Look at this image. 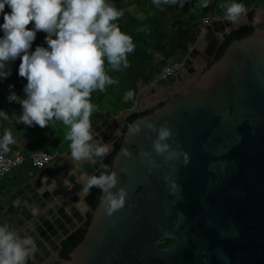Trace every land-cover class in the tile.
Masks as SVG:
<instances>
[{
	"label": "water",
	"instance_id": "water-1",
	"mask_svg": "<svg viewBox=\"0 0 264 264\" xmlns=\"http://www.w3.org/2000/svg\"><path fill=\"white\" fill-rule=\"evenodd\" d=\"M257 16L264 25V11L255 7L236 23L195 27L176 82L143 90L134 108L92 127L94 138L111 146L109 153L122 135L109 169L128 192L122 209L108 217L103 193L92 209L81 190L80 175L98 171L109 153L91 165L73 160L69 149L68 158L39 170L30 181L34 206L13 219L16 232L36 244L27 264H264V28L233 40L214 61L230 31L255 27ZM145 110L129 127L167 122L169 143L189 154L186 166L182 157L166 163L155 154L158 167L151 172L141 163L137 154L151 150L148 137L156 134L142 130L131 137L129 127L121 134L119 123ZM123 147L132 159L121 155ZM164 177L178 185L175 194ZM88 213L81 241L61 258V242ZM166 240L174 244L162 246Z\"/></svg>",
	"mask_w": 264,
	"mask_h": 264
},
{
	"label": "clouds",
	"instance_id": "clouds-1",
	"mask_svg": "<svg viewBox=\"0 0 264 264\" xmlns=\"http://www.w3.org/2000/svg\"><path fill=\"white\" fill-rule=\"evenodd\" d=\"M178 2L183 7L184 0H153L157 7ZM5 6L10 12L4 11ZM201 6L206 8L208 0H203ZM0 13L3 14L0 70L19 57L18 75L27 81L23 89L25 98L20 99L15 93L8 96L10 102L16 101L22 106L19 122L28 127L35 124L44 128L50 120L62 121L69 129L65 138L71 142V158L95 165L109 153L111 146L102 142V138H94L90 122L94 110L91 93L95 90L103 92L106 86L118 83L107 74L105 60L112 71H120L129 67L127 54L135 49L132 37L121 32L114 23L123 12L107 0H0ZM245 13L243 4L233 2L227 6L226 19L236 23ZM254 22L259 23L258 16ZM30 23L34 24L33 29L27 27ZM38 31L47 34L48 47L38 46L30 52ZM7 75V72L0 71V77L6 78ZM134 96L135 92L129 90L124 100H131ZM0 115L8 119L7 113L0 111ZM142 130H147L146 136L156 134L155 139L148 137L151 150L141 148L137 154L149 172L158 167L151 159L153 154L166 163L181 157L185 166L189 163V154L178 144L173 148L169 143L173 133L167 122L156 125L144 120L130 126L127 135L135 137ZM13 143L11 130L6 129L0 139V150L7 153ZM120 153L124 158H133L127 147L121 148ZM120 171L126 173V169ZM164 180L169 184L170 194H175L178 185L168 177ZM80 181L84 192L93 187L101 190V207L106 216H112L125 206L128 192L125 187H117L118 174L106 165L99 176L82 173ZM114 188L115 192L112 191ZM35 251L32 237L18 234L7 223L0 225V264H27Z\"/></svg>",
	"mask_w": 264,
	"mask_h": 264
},
{
	"label": "crops",
	"instance_id": "crops-1",
	"mask_svg": "<svg viewBox=\"0 0 264 264\" xmlns=\"http://www.w3.org/2000/svg\"><path fill=\"white\" fill-rule=\"evenodd\" d=\"M107 3L123 12V16L114 23L119 26L121 32L132 37L135 45L134 51L127 54L128 68L112 71L106 60L104 64L109 76L118 81L116 84L121 94L125 95L129 90L135 92L134 98L131 99L130 109H132L136 106L137 96L143 90L155 88L149 81L152 73L164 61L184 63L193 48L190 42L193 39L194 29L201 23L200 21L194 23L187 40L182 39L177 30L187 28L190 21L199 17L198 3L200 5L203 0H184L183 7L179 2L161 4L157 7L153 0H107ZM119 3L123 5L118 9ZM167 85L170 84L160 87ZM12 93L22 99L14 90L0 92V111L8 114V119L0 115V139L8 129L11 130L15 141L9 145V149L19 150L25 157L45 151L54 156L53 161L68 158L66 153L70 149L71 142L65 138L67 134L62 137L56 130L48 131V125L44 128L35 124L28 127L19 122L22 106L16 101L8 100V96ZM91 120L97 124L102 119L91 118ZM38 172V169L26 166L15 170L7 177L0 178V225L7 223L10 229L17 231L13 219L22 209L34 206L32 195L35 190L30 181Z\"/></svg>",
	"mask_w": 264,
	"mask_h": 264
},
{
	"label": "trees",
	"instance_id": "trees-1",
	"mask_svg": "<svg viewBox=\"0 0 264 264\" xmlns=\"http://www.w3.org/2000/svg\"><path fill=\"white\" fill-rule=\"evenodd\" d=\"M4 11L10 12V9L7 6H5ZM0 16L3 18L2 13H0ZM198 18H196V19L194 18L192 21H190V24L187 26V28H185V29L179 28L177 30L178 34L181 36L182 39L187 40L188 33L190 32L191 28L197 23L196 21ZM0 24H3V20L0 22ZM27 27L29 29H33L34 24L30 23ZM255 28L262 29V28H264V25H257L255 27L252 25H243V26H240L236 30L230 31V33L226 37L225 41L216 50V52L214 54V61H216L220 58V56L224 52L226 46L230 42H232L235 39H239V38H242V37L250 34ZM2 37H3V31L0 30V38H2ZM38 46H42L45 48L48 47L42 31H38L36 33L35 40L32 42V45H31V48L29 51L30 52L35 51L36 47H38ZM19 64H20V58L19 57L14 61H9L7 63V65L5 66V68L0 70L3 72H7L8 73L7 77L6 78L0 77V78H2L4 80L5 85L7 87H9L11 85L12 87L11 88L9 87V88L14 90L15 92H17L20 95V97L23 99V98H25V93H24L23 89L26 86L27 81H26V79H24L18 75ZM97 93H98V90L93 91L91 93V98L93 99ZM100 97H101V94H99V97L96 99L97 102H98ZM149 112H150V110L132 113V114L126 116L124 119H122L119 123L121 134H123L126 131V129L129 127V125L131 124L132 121H134L135 119H137L139 117L144 116L145 114H147ZM49 122H51L50 124L53 127H59V125H60V123L55 119L50 120ZM90 122H91V127H93L95 125L94 120L90 119ZM56 131L59 134L61 133L58 130H56ZM121 137H122V135L120 137H118L113 142V150L102 160L103 165L98 171H96L94 173L95 175L99 176L101 174V172L104 171L105 165L108 167V169H110L111 160H112V158L116 152V149L119 146V143L121 141ZM100 195H101V190L99 188L93 187L92 189H90L88 191L87 195L85 196V201L93 209L97 205ZM89 221H90V214L88 213V214H86V222L80 228L73 231L69 236H67L61 242V249L59 251V256L61 258L68 259L69 252L81 241V239H82V237L86 231V227L89 224ZM166 241H168V240H166ZM166 241H164V242H166ZM56 264H58V263H56Z\"/></svg>",
	"mask_w": 264,
	"mask_h": 264
},
{
	"label": "rangeland",
	"instance_id": "rangeland-1",
	"mask_svg": "<svg viewBox=\"0 0 264 264\" xmlns=\"http://www.w3.org/2000/svg\"><path fill=\"white\" fill-rule=\"evenodd\" d=\"M233 2L240 3L245 6L246 13L242 14L241 17L247 15L255 7H258L261 9V11H264V0H208V6L206 8L201 6L202 3L200 5L198 3L199 18L197 19V21H200L199 23H201V19L208 16L215 18V20H226L227 6ZM117 5L119 9L123 4L119 3ZM2 20L3 18L0 16V22ZM43 35L44 37H46L47 34L43 32ZM5 86L6 85L4 80L0 78V92L12 90L9 87L5 88ZM119 89L120 88L117 87V84H113L110 86H106V89L103 92H100L98 90V93L95 95L93 99L91 98L90 101L94 105V110L91 114L90 119L91 118L107 119L109 117L117 118L122 114V112H124L127 109H130L132 105V100L125 101L124 95L121 94V91ZM99 94H101V97L97 102L96 99L99 97ZM57 121L60 123L59 127H53L50 124L51 122H48L47 129L48 131L58 130L59 132H61L60 135L64 137L69 131V129L67 126L63 124L62 121L60 120ZM173 244H174L173 240H168L164 242L162 246H171Z\"/></svg>",
	"mask_w": 264,
	"mask_h": 264
},
{
	"label": "built area",
	"instance_id": "built-area-1",
	"mask_svg": "<svg viewBox=\"0 0 264 264\" xmlns=\"http://www.w3.org/2000/svg\"><path fill=\"white\" fill-rule=\"evenodd\" d=\"M215 21L213 17H205L201 20L202 26L211 25ZM163 61V60H162ZM185 72L183 62L164 61L151 75L150 83L154 86L172 84ZM0 178L11 175L15 170L31 166L41 170L49 166L54 156L45 151L37 152L32 156L25 157L19 150L10 149L7 153L0 151Z\"/></svg>",
	"mask_w": 264,
	"mask_h": 264
},
{
	"label": "flooded vegetation",
	"instance_id": "flooded-vegetation-1",
	"mask_svg": "<svg viewBox=\"0 0 264 264\" xmlns=\"http://www.w3.org/2000/svg\"><path fill=\"white\" fill-rule=\"evenodd\" d=\"M257 25H263V24H261V23H259V24H257ZM256 25V26H257ZM57 262H49L48 264H56Z\"/></svg>",
	"mask_w": 264,
	"mask_h": 264
}]
</instances>
